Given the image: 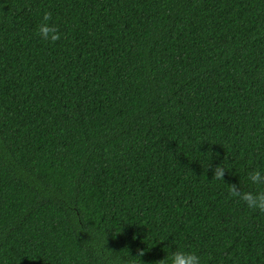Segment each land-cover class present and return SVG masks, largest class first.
Instances as JSON below:
<instances>
[{
  "label": "trees",
  "instance_id": "16d2710c",
  "mask_svg": "<svg viewBox=\"0 0 264 264\" xmlns=\"http://www.w3.org/2000/svg\"><path fill=\"white\" fill-rule=\"evenodd\" d=\"M254 168L264 0H0V264H264Z\"/></svg>",
  "mask_w": 264,
  "mask_h": 264
},
{
  "label": "clouds",
  "instance_id": "9594fccd",
  "mask_svg": "<svg viewBox=\"0 0 264 264\" xmlns=\"http://www.w3.org/2000/svg\"><path fill=\"white\" fill-rule=\"evenodd\" d=\"M51 12L44 11L41 16L40 23L37 25V34L44 40L55 42L61 38L58 28L50 23ZM229 167L222 161L213 168V173L218 181H224L225 171ZM247 181L250 185L248 189H243L235 184H229L227 189L229 198H234L243 203L247 209L264 213V168H254L246 173ZM225 182V181H224ZM160 241H165L161 239ZM104 246L97 247L95 255L98 258V264H136L133 258L141 257L143 249L139 254L132 256H113ZM165 249H170L169 245H165ZM165 258L159 260V264H203L200 254L195 250H185L177 248L173 251H166Z\"/></svg>",
  "mask_w": 264,
  "mask_h": 264
}]
</instances>
